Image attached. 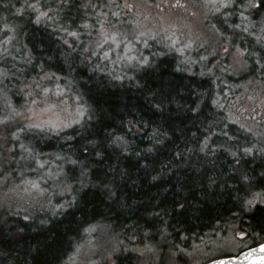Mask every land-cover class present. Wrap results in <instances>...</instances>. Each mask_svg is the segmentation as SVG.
I'll list each match as a JSON object with an SVG mask.
<instances>
[{"label":"trees","instance_id":"16d2710c","mask_svg":"<svg viewBox=\"0 0 264 264\" xmlns=\"http://www.w3.org/2000/svg\"><path fill=\"white\" fill-rule=\"evenodd\" d=\"M105 1L0 0V23H21L13 55L24 57L0 59V126L21 140L39 133L35 154L42 163L30 159L36 172L8 174L0 196L32 177L45 187L30 211L0 197V264H151L142 254L150 249L187 253L220 236L247 246L263 242L264 125L247 127L231 115L264 92V73L254 63L259 48L241 55L251 63L248 74L227 70V58L224 71L210 73L217 64L195 69L163 40L162 53L154 51L144 68L113 67L108 45L107 57L99 58L75 39L91 36L95 16L109 12L111 22V11L136 0H115L111 11ZM195 1L205 11L227 0L207 7ZM241 3L246 6L233 9L235 21L245 22L246 36L256 42L264 0ZM41 9L43 18L36 15ZM71 29L76 36H69ZM0 33L6 35L1 27ZM22 79L31 88L21 90ZM46 87L75 100L81 118L50 134L27 131L22 109ZM95 247V255L82 257Z\"/></svg>","mask_w":264,"mask_h":264},{"label":"rangeland","instance_id":"374dc122","mask_svg":"<svg viewBox=\"0 0 264 264\" xmlns=\"http://www.w3.org/2000/svg\"><path fill=\"white\" fill-rule=\"evenodd\" d=\"M222 1L205 0L204 3L206 4L205 7H207L208 4L212 5V2L222 3ZM240 2L241 0H227L226 4L222 7L216 6L205 11H203L204 9L200 11L201 9L196 5L197 1L195 0H186V2L182 0L181 2L180 0L178 2L173 0H136L131 2L132 4L127 2V7L121 5L122 11L118 12L113 7L116 1L107 0V3L105 1L104 3L101 2V4H104L109 11L114 9L111 13L115 12V20H111L110 22L109 12L104 13L102 17L95 16V22H92V25L94 24L93 30L90 28V37L94 39L93 42L90 41V37L86 32L80 34L75 39L82 43V50L88 49L94 56H98L99 58L107 57L105 53L109 54V50L111 49L114 61L113 67H116V64L120 65V63L126 62L121 65L131 66L134 64L131 66L134 70L147 66L153 58L151 56L154 51L158 54L162 53V47H164L163 40V42L175 48L180 55H183V61L189 60L195 69L203 66L206 67V70H209L208 68L217 64L219 68L214 66L213 69L209 70L210 73L217 69L224 71L222 59L227 58L224 59L226 60L227 70L230 69L232 73L244 71L248 74L251 63L246 62L241 55L248 53L249 48L254 46L259 48V52H256L258 60L254 63L258 67V72L264 73V49H261L259 46V44L264 45V29L261 31L262 40H259L256 36L254 37L255 42L246 36L245 27H242L245 22L235 21L236 19L234 18L233 9L237 6L238 8L246 6V4H240ZM250 5H253V2ZM37 6L38 4H36ZM250 7L253 8V6ZM18 8L15 10L17 13L20 11V8ZM36 12L38 17L42 16V14V18L46 16L45 11L42 9L36 10ZM75 12H78L77 8ZM263 13V11L257 13V19L260 22L264 21ZM124 17H126V20L132 26V35L130 31L124 32L122 25ZM240 17L242 16L240 15ZM51 18L54 19L53 16ZM36 20L39 21L38 18ZM99 22L106 23V25L108 22L109 24L108 26L101 24L95 26ZM84 23L85 21L83 25ZM20 24L18 19L14 22L3 21L0 23L1 29H4L6 33L5 36L0 33V59L7 58L24 61V57L13 55L14 52L19 51L16 42L18 40L17 28ZM225 30L227 32L223 35L222 32ZM120 31L129 38H125ZM72 33L75 32L71 29L68 32L69 36H76V33L75 35H71ZM219 35H223L224 39H221L222 41L226 43L234 42L236 47L219 42ZM106 36H115L117 42L113 43L110 39L105 41L104 37ZM103 44L108 45L109 50H104ZM90 45H94V47L99 45L98 47L100 48L101 46V50L91 49ZM215 45H217V50H215L217 53L214 54H217V56L206 63V66L205 62L213 56L212 54L209 55L208 51H211ZM147 51H151V53ZM132 60V63H127ZM109 61L112 62L111 60ZM28 82L29 80L24 81L22 79L19 85L20 89L31 88ZM29 101L19 116L21 122L26 125L27 131L31 130L30 128H34L36 132H39V129H41L49 131L45 134H50V132L60 131L71 126L82 115V111L78 108L75 100L68 99L60 88H42L37 93V96L33 99L31 98ZM231 115L247 127L261 128L264 125V92L255 94L254 97L249 98L248 102L240 107V110L233 111ZM36 125H39V127H36ZM9 129L5 124L4 126H0V188L6 183L8 174L12 171L19 173L25 169L30 173L36 172L34 162L36 165L42 164L35 154L37 146L41 141L38 136L39 133L33 136V132H29V138L21 140L17 135L12 137ZM9 141L11 142L8 144ZM30 159L34 160V162ZM39 174H41V171ZM43 189L39 184L38 178L32 177L25 183L23 181L11 186L7 192L1 193L0 197L3 202L8 203V200H10L11 202L8 204L13 202L17 207L30 211L33 209L34 203L39 202V194ZM214 241L216 242L211 243L209 247L196 248V250L187 253L177 248L170 252H158L150 249V251H147L148 253L142 254L147 255L146 263L149 262L151 264H201L216 257L234 254L242 247L248 245L246 242L239 243L234 239H228L224 236H220ZM97 249L98 247H95L90 252L83 254L82 257L89 258L95 255L94 251Z\"/></svg>","mask_w":264,"mask_h":264},{"label":"water","instance_id":"95a60500","mask_svg":"<svg viewBox=\"0 0 264 264\" xmlns=\"http://www.w3.org/2000/svg\"><path fill=\"white\" fill-rule=\"evenodd\" d=\"M203 264H264V241L235 255L215 258Z\"/></svg>","mask_w":264,"mask_h":264},{"label":"snow or ice","instance_id":"6c2138e0","mask_svg":"<svg viewBox=\"0 0 264 264\" xmlns=\"http://www.w3.org/2000/svg\"><path fill=\"white\" fill-rule=\"evenodd\" d=\"M250 6H255V5H250ZM43 15V14H42ZM237 27H239V25H237ZM71 35H75V33H72ZM111 40L113 43H116L117 42V39L115 36H112V37H104V40L107 41V40ZM99 46V45H98ZM108 54L105 53V56H107ZM36 127H39V125H36ZM245 151H251L250 149H246ZM249 203H252V201H249ZM25 219H27V217H25Z\"/></svg>","mask_w":264,"mask_h":264},{"label":"flooded vegetation","instance_id":"af4514ba","mask_svg":"<svg viewBox=\"0 0 264 264\" xmlns=\"http://www.w3.org/2000/svg\"><path fill=\"white\" fill-rule=\"evenodd\" d=\"M263 16H264V13H263ZM260 25L264 28V21L261 22ZM261 40H262V37H261Z\"/></svg>","mask_w":264,"mask_h":264}]
</instances>
